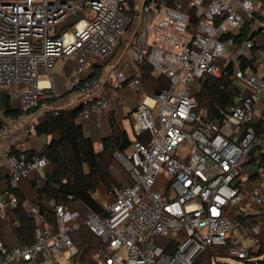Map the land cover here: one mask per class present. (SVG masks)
Returning a JSON list of instances; mask_svg holds the SVG:
<instances>
[{"label": "built area", "instance_id": "built-area-1", "mask_svg": "<svg viewBox=\"0 0 264 264\" xmlns=\"http://www.w3.org/2000/svg\"><path fill=\"white\" fill-rule=\"evenodd\" d=\"M124 36L132 37L136 64L169 78L167 87L148 93L137 74H114L117 87L142 94L130 111L131 126L148 139L115 152L131 182L107 188L101 212L83 205V216L69 217L73 202H59L48 220L39 203L26 199L21 205L35 222L36 240L21 246L0 237V264H47L41 254L50 264H81L71 232L82 225L103 242L86 264H196L209 246L230 242L229 257L243 260L264 242L257 226L243 229L238 219L250 208L264 209V157L258 182L241 166L255 144H262L255 157L264 153V136L253 125L264 115V74L255 71L264 54V0H0V90L26 112L62 96L53 68L61 59L75 61L87 75L79 88V122L86 124L111 102L91 66L111 58ZM206 75L240 85V102L221 120L209 118L198 101ZM78 82L68 79L69 89ZM11 134L3 119L0 218L19 205L11 190L49 165L45 155L6 149ZM236 228L242 232L233 238Z\"/></svg>", "mask_w": 264, "mask_h": 264}, {"label": "trees", "instance_id": "trees-1", "mask_svg": "<svg viewBox=\"0 0 264 264\" xmlns=\"http://www.w3.org/2000/svg\"><path fill=\"white\" fill-rule=\"evenodd\" d=\"M243 35V37H246L245 32H243ZM240 39L238 38V41ZM97 68H99V65L93 68L92 77L99 78ZM85 79L79 81L74 90L79 89ZM139 79L140 87L148 93H157L169 85V78L165 75L159 78L156 77L153 68L149 65L140 67ZM197 98L200 105L208 110L209 118L217 120L222 119L224 110L240 102L237 88L225 76L216 78L206 75ZM48 101L53 102L55 99ZM38 104L23 112L6 100L5 108L0 111V114H4L6 117L19 118L23 113L28 114L36 111ZM83 107L84 104L80 101L71 107H54L46 110L39 122L35 124V132L37 135L51 136V141L41 151H25L29 157L35 154L45 155L49 161V166L52 168L44 176V180L40 185L33 182V187L38 194L40 210L48 220L55 219L54 208L45 204L44 200H51L54 203L79 201L93 211L101 212L102 208L96 197L99 187L101 185L107 188L122 187L124 182H131L126 170H123L124 172L119 170V162L115 159V152L127 149L135 140L139 139L146 142L148 139V135L135 136L132 126L131 137L127 130L120 128L111 116L112 133L103 139L101 150H97L92 137L86 134L84 124L79 122ZM128 117L130 118V113ZM2 118L0 116V123L3 121ZM253 125L256 136H264V119ZM10 151L12 153L20 152L14 147ZM263 157L264 153L260 152L254 158L247 157L246 161L242 163L241 166L244 170L249 169L250 166L256 168L251 174V178L255 179L259 176L258 170L263 165ZM1 180L2 173L0 170V182ZM11 192L17 196L19 201L18 207L13 210L15 223L10 224L11 232L17 244L21 246L32 244L36 240V225L34 220L29 218L22 208L21 204L26 200V196L20 189H12ZM238 219L242 220L243 229L246 230H251L258 223L256 214L247 216L239 213ZM71 236L79 248L80 253L77 259L80 260L81 264L90 263V254L103 246L101 239L85 225L71 232ZM230 246L231 242L225 246H209L196 261V264H227L224 260L229 257ZM239 261L241 264H264V242L252 247L248 258Z\"/></svg>", "mask_w": 264, "mask_h": 264}, {"label": "crops", "instance_id": "crops-1", "mask_svg": "<svg viewBox=\"0 0 264 264\" xmlns=\"http://www.w3.org/2000/svg\"><path fill=\"white\" fill-rule=\"evenodd\" d=\"M124 38H127L126 41L127 42L129 41L131 43L132 37L124 36L123 40L117 47L114 55L111 58H109L107 62H104L102 64H98V63L93 64L90 70L92 73L93 68L99 65V68H97V71L99 73V78L102 80L104 90L111 100L110 107L107 109L109 110V112L106 110L104 114L100 116L97 114H93L91 119L86 124H84V130L86 134L92 137V139L94 140L95 148L97 150H101L103 139L110 136L112 133V129L110 126L111 116L115 119L118 126L125 130H127V128L124 122L126 121V119H128L129 126L131 128L130 118L128 117V114L130 113L131 109H133L138 104L141 98V95H142L141 93H137L136 91H134L132 88H130L127 85H124L122 87H117L114 82L115 80L114 74L120 70H124L125 73L129 77H131L133 74H137L138 77L140 76L141 66L136 64L134 61H132L129 58V56L126 55V51L123 46L124 42H126ZM261 58L262 59L258 63V66L255 67V71L258 74H264V54L261 55ZM78 70L79 71H77L78 74H77L76 80L81 81L82 79L87 78V75L83 74L81 69L78 68ZM68 79L69 77L66 76L65 73L61 75H56V76L53 74L52 82L55 85V87L59 90L60 94L62 95L61 98L58 99L57 101L61 102L63 100H66L70 104H76L82 100L80 91L73 90L74 92H71L68 95L64 96L65 91L69 90L66 86ZM234 85L236 88L240 87L238 83H234ZM12 106L16 107L15 104H12ZM24 115L25 113H23L19 117V119L23 117ZM0 116L3 117L2 114H0ZM262 119H264V115ZM39 120L40 119L34 118L31 123L32 125L30 124L29 126L28 125L25 126V124L27 123L25 122L24 126L26 128L24 130H21L18 124L14 128V131L12 130V134L10 135L8 140L4 142L5 148L11 150V148L14 147L15 149L20 150V151H28V150L41 151L45 147V145L51 141L52 137L46 136V135H37L36 132H34L35 135L32 134V128L34 127V131H35V124L39 122ZM97 145H99L100 148H98ZM51 170H52L51 166L48 165V167H46L43 171H38L36 174L34 173V175L37 177L36 180H32V179L30 180L36 183L37 185H40L44 180V176H46V174H48ZM247 170L249 171V175L251 178V174L254 172V170H256V168H254L253 166L252 167L250 166V168ZM258 171H259V176H257L255 179L251 178V181L258 182L261 179L262 177L261 168ZM0 183H1L0 184L1 185L0 186V203H2V199H4L5 197L6 183L3 178ZM19 189L26 196V199L30 201H31L30 196L32 197V194L33 195L35 194L37 197L35 203L36 202L39 203L37 191L33 187V185L28 184V181H25V180L22 181ZM106 189L107 187L104 185H101L99 187L97 191V193H99L101 196V199L97 198L99 203L103 199H105ZM44 203L52 208L54 206V202L51 200H44ZM72 205L73 207H71L70 209L69 217L76 216V215L83 216L84 211H85L84 206H83L84 204L82 202L75 201L72 203ZM259 209H263V208H259ZM259 209L253 207L249 209L250 211L249 213H244V212L242 213L247 216L251 214H256L257 219H258V223L256 226L259 228V230L256 228V231L257 233L259 232L263 233L264 232V209L263 210H259ZM11 223H15V216H14L13 211H9L5 218H0V237L7 244L16 243V240L11 232V228H10ZM77 229L72 230V232ZM40 258L43 259L45 263L50 264L49 262L50 259L46 255L41 254ZM13 264H35V263L34 262L23 263L20 261H16Z\"/></svg>", "mask_w": 264, "mask_h": 264}, {"label": "rangeland", "instance_id": "rangeland-1", "mask_svg": "<svg viewBox=\"0 0 264 264\" xmlns=\"http://www.w3.org/2000/svg\"><path fill=\"white\" fill-rule=\"evenodd\" d=\"M124 40L126 41L127 38H124ZM124 48H125V51H126V55L129 56V58L133 61L132 59V55L130 53V47H131V44L130 42L126 41L124 42ZM79 68V65L77 64V62L75 61H64V60H59L56 62L54 68H53V72H54V75H61L63 73H65L66 76L69 77V79H74L76 80L77 78V74L79 71L78 70ZM67 88L69 89V85L66 84ZM75 91H80L79 89H75ZM71 92H74L73 90L69 89V90H66L65 91V95H68L69 93ZM61 97H48V98H44V99H41L40 102H39V106H38V109L36 111H33L31 113H28V114H25L23 117H21L20 119L19 118H10V117H6L4 116V114H2L4 120L6 121V123L12 128V130L14 131V128L19 124V127L21 128V130H24L26 127V125H30L32 123V120L34 118L36 119H41L43 114L45 113L46 110H50V108H65V107H71V106H74L75 104H70L68 101L66 100H63L61 102H58L57 100L60 99ZM52 99H55V101L53 102H49L48 100H52ZM109 112V110H107ZM25 122H27L25 124ZM125 125H126V128H127V132L128 134L132 137V132H131V128L129 126V120L126 119V121L124 122ZM25 124V126H24ZM32 125V124H31ZM34 127L32 128V134L35 135L34 133ZM9 138V137H8ZM7 139L4 140V142H6ZM11 139V138H10ZM98 148H100L99 145H97ZM263 151V150H262ZM120 164V163H119ZM118 164V168L119 170H121L122 172L125 171V169L123 168V166L120 164ZM124 170V171H123ZM25 181H28V184L30 185H33V182L29 179V180H25ZM124 182V181H123ZM97 195V198L98 199H101V196L99 193L96 194ZM36 195L32 194V197L30 196V199H31V202H35L36 201ZM259 210H263V209H259ZM258 230L259 228L256 227ZM241 232L242 230L239 229V228H236L233 232H232V237L233 238H238L240 235H241ZM259 232V231H258ZM261 233V232H259ZM264 234V232H263ZM227 264H241V262L234 258V257H228L226 260H224Z\"/></svg>", "mask_w": 264, "mask_h": 264}, {"label": "water", "instance_id": "water-1", "mask_svg": "<svg viewBox=\"0 0 264 264\" xmlns=\"http://www.w3.org/2000/svg\"><path fill=\"white\" fill-rule=\"evenodd\" d=\"M80 14V12H77V14L75 16H73L66 24L64 27H68L74 24V22L77 20L78 15ZM5 102H6V90L5 89H1L0 90V111H3L5 108ZM262 149V144H255L249 151V156L251 158L255 157V153L258 150Z\"/></svg>", "mask_w": 264, "mask_h": 264}, {"label": "bare ground", "instance_id": "bare-ground-1", "mask_svg": "<svg viewBox=\"0 0 264 264\" xmlns=\"http://www.w3.org/2000/svg\"><path fill=\"white\" fill-rule=\"evenodd\" d=\"M42 84H44V83H42Z\"/></svg>", "mask_w": 264, "mask_h": 264}]
</instances>
